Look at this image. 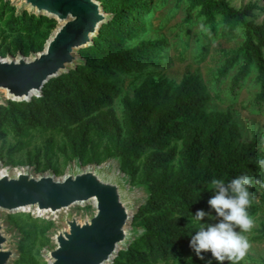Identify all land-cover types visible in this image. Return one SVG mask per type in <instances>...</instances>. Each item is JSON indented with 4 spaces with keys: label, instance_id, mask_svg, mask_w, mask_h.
Here are the masks:
<instances>
[{
    "label": "trees",
    "instance_id": "1",
    "mask_svg": "<svg viewBox=\"0 0 264 264\" xmlns=\"http://www.w3.org/2000/svg\"><path fill=\"white\" fill-rule=\"evenodd\" d=\"M98 1L111 18L101 26L93 45L79 50L83 62L50 79L39 97L28 102L8 100L0 105V136L12 133L23 138L29 132H58L74 145L85 132L93 130L115 145L112 156L120 159L121 170H129L127 173L134 176L135 163H141L149 197L138 208L132 225L143 231L112 264H221L210 251L202 250L192 257L186 254L199 230L192 218L203 210L208 215L201 224L220 222L222 218L208 204L214 195L210 181L222 178L227 185L244 173L264 181V169L256 164L264 159V151L253 142H239L236 126L220 119L219 114H205L203 88L193 75L184 76L177 85L167 78L154 81L147 77L132 96L122 97L120 120L114 109L121 96L117 77L156 67L163 42L130 45L145 31L148 1ZM190 4L200 8L212 28L220 18L228 35L238 27L244 29V42L225 61L218 77L224 79L237 68L230 82V91L236 94L254 70L259 92L253 103L262 107L264 19L255 21L256 6L236 9L227 0H190ZM55 28L52 19L26 11L16 14L8 0H0V40L5 41L12 33L27 35L31 37L29 49L40 52L44 47L39 42L47 41ZM23 48L21 45L20 50ZM19 146L12 147L10 153L18 151ZM254 191L262 192V197L259 205L253 200L249 214L256 209L264 211V187L250 186L249 192ZM258 233L253 241L264 240V226Z\"/></svg>",
    "mask_w": 264,
    "mask_h": 264
},
{
    "label": "rangeland",
    "instance_id": "2",
    "mask_svg": "<svg viewBox=\"0 0 264 264\" xmlns=\"http://www.w3.org/2000/svg\"><path fill=\"white\" fill-rule=\"evenodd\" d=\"M8 1L15 8L16 14L26 11L38 17L29 7L22 8L20 2ZM146 1H148V11L144 18L145 31L130 41V45L135 46L142 41H160L163 44L158 51L156 67L151 66L141 72L132 71L117 77L116 82L121 90V96L114 103L117 117L122 119V97L132 96L134 89L147 77H151L154 81L167 78L177 85L184 76L193 75L197 77L203 88L204 98H206L205 114H219L220 119L236 126L239 142H253L261 151H264V105L259 108L253 103L255 95L259 92V87L255 83V71H251L236 94L231 93L230 82L237 68L230 71L224 79L218 77L219 70L225 61L244 42V29L238 27L234 34L228 35L223 32V23L220 18L216 20L213 28L210 27L200 14V8L191 7L190 0ZM227 1L236 9L255 5V21L260 23L264 19V0ZM52 20L56 27L58 22L55 19ZM6 35L8 32L4 36ZM29 39L31 37L27 35L20 37L17 33L8 35L5 41L1 39L0 57L6 59L22 55L29 58L37 53L29 49ZM45 43L46 41H41L39 45L43 48ZM21 45L24 46L23 50H20ZM76 55H79V50L76 51ZM0 94V105L10 100L5 91L0 90ZM122 136L125 137V133ZM50 139L51 142H49ZM76 141L73 145L58 132H29L23 138L7 133L5 137L0 136V169H10L15 172L22 168L35 175L53 173L59 178L78 165L83 169L94 166L104 167L111 172L127 176L129 179L127 194L136 209L147 201L149 192L143 183L146 172L143 171L139 161L133 167L134 176H131L127 173L129 170H121L120 159L112 156L115 145L95 131L85 132ZM17 144H20L19 150L10 153V149ZM178 144L180 148V143ZM251 194L254 203L259 205L262 192L254 191ZM93 210L91 203L76 205L71 209L79 218L91 214ZM249 215L255 223L252 230L245 233L249 239L250 248L240 264H264V240L253 241V238L259 235L261 226H264V211L256 209ZM62 216L63 213H59L53 217L45 215V218H41L30 212L0 210V220L5 227V234L11 239L7 247L16 253L11 264H48L46 249L54 246L52 231L61 226ZM46 227L49 228L46 229ZM133 227L132 224L129 225V228ZM45 229L46 232H43ZM138 230L139 236L143 229ZM235 230L240 229L237 227ZM195 253L191 246L186 250L189 257ZM226 262L229 264L228 261Z\"/></svg>",
    "mask_w": 264,
    "mask_h": 264
},
{
    "label": "water",
    "instance_id": "3",
    "mask_svg": "<svg viewBox=\"0 0 264 264\" xmlns=\"http://www.w3.org/2000/svg\"><path fill=\"white\" fill-rule=\"evenodd\" d=\"M16 1L22 8L58 22L42 51L29 58L0 57V90L12 101L28 102L41 95L50 79L83 62L76 51L93 45L111 15L97 0ZM128 182L124 174L98 166L83 169L78 165L59 178L22 168L15 172L0 169V210L32 209L36 216L50 217L63 213L61 226L52 231L54 246L46 249L48 264H112L139 233L129 228L140 206L136 209L130 201ZM90 203L94 210L89 215L79 218L71 211L76 205ZM9 242L0 220V264H11L16 256L7 247Z\"/></svg>",
    "mask_w": 264,
    "mask_h": 264
},
{
    "label": "clouds",
    "instance_id": "4",
    "mask_svg": "<svg viewBox=\"0 0 264 264\" xmlns=\"http://www.w3.org/2000/svg\"><path fill=\"white\" fill-rule=\"evenodd\" d=\"M256 164L264 169V159H259ZM259 185L264 187V181L252 178L247 173L232 178L227 185L222 178H213L209 189L214 190V195L208 200V204L218 217L220 222L205 226L200 222L208 215L203 210H198L192 218L194 225L199 230L192 237L190 246L197 255L201 251H210L218 262L228 261L229 264H240L250 248V242L245 233L254 227V219L249 215L248 209L253 202V195L249 187ZM239 231H236V228ZM203 259V257H200Z\"/></svg>",
    "mask_w": 264,
    "mask_h": 264
},
{
    "label": "bare ground",
    "instance_id": "5",
    "mask_svg": "<svg viewBox=\"0 0 264 264\" xmlns=\"http://www.w3.org/2000/svg\"><path fill=\"white\" fill-rule=\"evenodd\" d=\"M3 171H4V170L1 169V172H3ZM19 212H23V213H28V212H30V213H33V215H35L32 209L22 210V211H19ZM38 217L45 218L44 214H41V215H39Z\"/></svg>",
    "mask_w": 264,
    "mask_h": 264
}]
</instances>
